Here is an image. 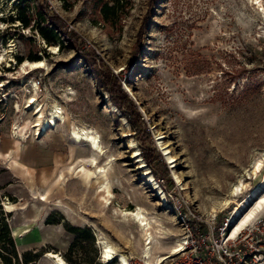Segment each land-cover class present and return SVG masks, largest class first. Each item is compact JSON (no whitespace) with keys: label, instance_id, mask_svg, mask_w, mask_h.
<instances>
[{"label":"rangeland","instance_id":"obj_1","mask_svg":"<svg viewBox=\"0 0 264 264\" xmlns=\"http://www.w3.org/2000/svg\"><path fill=\"white\" fill-rule=\"evenodd\" d=\"M26 1L0 0V219L12 239L0 242V264H53L47 250L73 264H118L100 260L97 230L141 257L140 230L118 213L138 205L166 227L154 242L164 251L179 229L160 193L173 187L216 219L246 208L264 169L230 191L264 152V0L263 13L254 0ZM48 14L70 40L47 44ZM92 50L95 59L83 55ZM107 71L133 106L113 102ZM30 96L45 116L61 106L65 122L41 131ZM77 126L96 132L103 154L73 142ZM141 147L162 164H147ZM80 156L96 157L104 174Z\"/></svg>","mask_w":264,"mask_h":264},{"label":"built area","instance_id":"obj_2","mask_svg":"<svg viewBox=\"0 0 264 264\" xmlns=\"http://www.w3.org/2000/svg\"><path fill=\"white\" fill-rule=\"evenodd\" d=\"M161 200L179 229L165 257L146 262L142 256L126 255L125 264H264V215H255L231 232L229 212L216 219L217 213L201 212L174 187Z\"/></svg>","mask_w":264,"mask_h":264},{"label":"bare ground","instance_id":"obj_3","mask_svg":"<svg viewBox=\"0 0 264 264\" xmlns=\"http://www.w3.org/2000/svg\"><path fill=\"white\" fill-rule=\"evenodd\" d=\"M254 3L257 5V9L259 10V12L263 13V6L261 5V0H254ZM28 64L30 65V67H37L39 65L38 62H30ZM33 86V89L36 90L37 85L35 84ZM30 97L31 98L28 99V102L29 105L32 106L34 109V125H38V128L41 129V131H45L48 127L54 126L56 122H59L60 124H63L65 122V116L62 112L61 106L56 103H53L50 106L47 116H45L42 110V105L37 102L35 97ZM17 110L19 109L17 108ZM70 137L75 143L86 144L89 147V150L95 155H100L104 152L98 135L95 131H93L87 126H77L76 128H73L70 131ZM17 138L19 140H24L25 136L23 133H19ZM77 160L81 161V163L84 164H87L88 161V163H90L91 165L93 164V166L95 167L94 172H97V174L100 175L104 174V167L97 164L96 157L80 156V158H77ZM71 166L72 165L68 166L69 170H71ZM263 169L264 152L256 157H253L249 167L246 169L247 176H245V179L238 178V180L231 186L230 193L236 194L237 192H241L247 186L248 180L246 181V179L256 178L258 174H261ZM149 178L153 181L150 175ZM107 184L108 181L102 183L101 186H106ZM156 186L157 185L154 184V187ZM160 192L161 191L159 190V193ZM161 193L160 196L163 198V195ZM45 197L46 195L42 196L40 199H44ZM242 197L243 199L241 200V202L246 206V208L244 210H241L239 208L233 209L232 214H230L232 221L230 224V227L232 228L231 232L236 231L244 222L257 215L264 208V179L258 186H255L250 190L249 197L246 195ZM116 212L117 211H115V213ZM210 212H216L215 205L210 210ZM118 213L123 215L124 217L128 216L129 218H131L140 230L142 234V241L140 242V254L146 260V262H149V260L159 261L163 259V257H165L163 252L168 250L171 245H166L167 249L161 252H159L160 247L154 245L156 237H166V227L161 224L158 216L150 214L145 208L139 205L135 209H120ZM96 238V242L99 243L101 256L103 258L109 260L111 257H116L117 261L120 264L126 263L125 254L118 252L116 248L108 242L107 238L103 235V232L97 230ZM131 238L132 236L129 235L126 237V240L128 242H131ZM164 246L165 245L161 247ZM152 248H154V251L152 250ZM43 256L51 259L53 264H73L71 262L66 261L61 252L57 250H47L44 252Z\"/></svg>","mask_w":264,"mask_h":264},{"label":"trees","instance_id":"obj_4","mask_svg":"<svg viewBox=\"0 0 264 264\" xmlns=\"http://www.w3.org/2000/svg\"><path fill=\"white\" fill-rule=\"evenodd\" d=\"M95 1H97V0H95ZM104 3H102V5L100 7L101 11H103V12H104L103 6H107V3H105V5H103ZM24 4H26L27 7L29 6L26 0H21V1L18 0L16 8L21 9L22 8L21 6H23ZM39 14L43 15L41 12H39ZM43 18L44 17L42 16V20H43ZM60 20L61 19L56 14H51V15L48 14L47 15V21L48 22H47L46 26L42 29V34H43L44 39L46 40L48 45L51 43H54L56 40H58L60 35H65L66 39L70 40V38L66 34L65 27L62 26V24L60 23ZM22 21H24L25 24L27 23L23 19H22ZM49 25H51V26L49 27ZM83 55L86 58L88 57V55H90V56H92L93 59H95L93 57L94 56L93 50L91 53H87V51H85L83 53ZM79 56H81V55H79ZM102 75H104L106 77V85H107L108 91L111 95L113 102H115L116 104L121 106L120 99L124 98L129 103L130 106H133L134 103L129 99L127 93L120 87L119 78H117L111 71L102 72ZM108 83L110 85H108ZM133 110H134L135 115H136V116H134L135 117L134 120L137 121L138 120L137 109H133ZM137 129H138L137 131L141 130V128H139V127H137ZM140 153H141L144 161L147 164L151 165V164H154L156 162H159L162 164V160H161L159 154L156 151H153V149L147 148V147H141ZM0 213H1V211H0ZM0 221H1L0 224L3 227V228H0V242L5 240V239H8L10 242H12V239H10V237L8 235L6 222L2 218L0 219ZM6 264H8V263H6Z\"/></svg>","mask_w":264,"mask_h":264}]
</instances>
